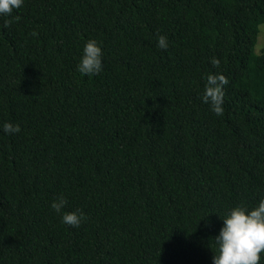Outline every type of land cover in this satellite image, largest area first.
<instances>
[{"label": "trees", "instance_id": "trees-1", "mask_svg": "<svg viewBox=\"0 0 264 264\" xmlns=\"http://www.w3.org/2000/svg\"><path fill=\"white\" fill-rule=\"evenodd\" d=\"M261 27L264 0H24L0 16V264H213L222 219L264 199ZM93 39L103 70L85 76ZM208 74L228 80L219 116Z\"/></svg>", "mask_w": 264, "mask_h": 264}, {"label": "clouds", "instance_id": "clouds-1", "mask_svg": "<svg viewBox=\"0 0 264 264\" xmlns=\"http://www.w3.org/2000/svg\"><path fill=\"white\" fill-rule=\"evenodd\" d=\"M24 0H0V16L10 17L14 9L22 7ZM15 19L18 21L19 16ZM11 20H5L4 26L9 27ZM32 36H38L33 31ZM157 46L167 49V38L157 36ZM215 67L220 66V60L211 58ZM103 70L102 49L96 40H89L84 47L83 56L78 65V71L85 76L99 74ZM228 84L223 74H208L202 100L209 104L216 115L223 114L224 91L223 87ZM5 133H19L20 125L4 123ZM67 205V200L61 195L54 199L51 204L53 210L60 213ZM82 211L65 212L62 222L73 227H79L82 219H85ZM223 227L219 235L212 239L215 242L216 252L213 264H260L261 256L264 255V199L252 210L240 205L236 206L223 219Z\"/></svg>", "mask_w": 264, "mask_h": 264}, {"label": "rangeland", "instance_id": "rangeland-1", "mask_svg": "<svg viewBox=\"0 0 264 264\" xmlns=\"http://www.w3.org/2000/svg\"><path fill=\"white\" fill-rule=\"evenodd\" d=\"M264 28L261 27V31L258 35V39H257V43H256V46H255V52L256 53H259L260 50L264 47Z\"/></svg>", "mask_w": 264, "mask_h": 264}]
</instances>
